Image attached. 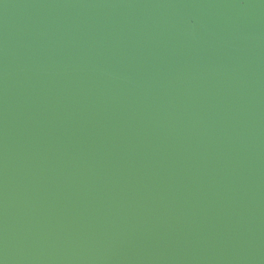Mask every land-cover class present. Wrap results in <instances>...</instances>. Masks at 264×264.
Instances as JSON below:
<instances>
[{
    "label": "water",
    "instance_id": "obj_1",
    "mask_svg": "<svg viewBox=\"0 0 264 264\" xmlns=\"http://www.w3.org/2000/svg\"><path fill=\"white\" fill-rule=\"evenodd\" d=\"M0 264H264V0H0Z\"/></svg>",
    "mask_w": 264,
    "mask_h": 264
}]
</instances>
